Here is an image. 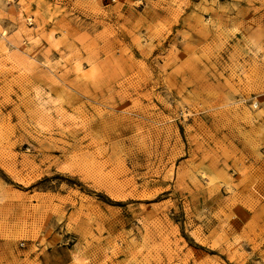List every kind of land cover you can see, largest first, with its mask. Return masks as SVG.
<instances>
[{"label":"rangeland","instance_id":"obj_1","mask_svg":"<svg viewBox=\"0 0 264 264\" xmlns=\"http://www.w3.org/2000/svg\"><path fill=\"white\" fill-rule=\"evenodd\" d=\"M0 264H264V0H0Z\"/></svg>","mask_w":264,"mask_h":264}]
</instances>
